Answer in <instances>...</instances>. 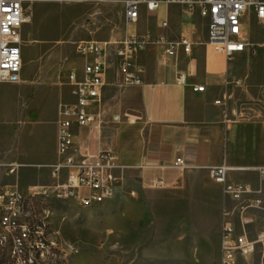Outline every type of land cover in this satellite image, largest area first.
I'll return each instance as SVG.
<instances>
[{
	"label": "crops",
	"instance_id": "1",
	"mask_svg": "<svg viewBox=\"0 0 264 264\" xmlns=\"http://www.w3.org/2000/svg\"><path fill=\"white\" fill-rule=\"evenodd\" d=\"M148 14L152 20L141 35L174 40L187 33L192 41L191 52L185 54L179 50L175 57L163 56L160 45L154 41L148 43L133 56L134 71L141 84H117L114 67L109 66L100 120L92 113L84 125H74L73 145L90 153L110 150L115 161L128 168L115 199L124 210L133 207L134 216L139 219L140 235L153 234L154 227L155 235H159V230L167 226L170 234L180 237L182 250H189L194 238L201 245V262L213 255L218 264L221 212L229 201L221 186L210 178L208 167L221 163L264 166V101L256 105L250 101L252 92L233 85L240 78L230 67L233 57L226 59L212 51L207 44L206 20L197 9L186 11L180 5L162 3ZM251 14L255 17L252 11ZM252 55L247 50L236 53L237 59L246 61ZM178 73L185 76L183 83L177 81ZM196 86H203V90H194ZM223 94L229 100L215 103ZM0 103L10 107L2 93ZM114 115L119 119L114 120ZM46 151L55 154V133L54 142ZM37 154L42 161L35 164L12 160L22 170L37 167L41 177L51 179L47 167L55 162L56 155L47 160ZM176 157H182L189 166L183 171H169L167 188L150 189L141 185V178L151 174L150 170L141 169V165L169 164ZM7 159L11 161L10 157ZM18 174L16 183L20 186ZM230 178L258 186L253 172L234 173ZM129 189L136 195L130 196ZM246 259V264H260L261 255L258 258L254 252Z\"/></svg>",
	"mask_w": 264,
	"mask_h": 264
},
{
	"label": "built area",
	"instance_id": "2",
	"mask_svg": "<svg viewBox=\"0 0 264 264\" xmlns=\"http://www.w3.org/2000/svg\"><path fill=\"white\" fill-rule=\"evenodd\" d=\"M34 1L92 2L105 0H0V82L16 83L22 67L20 29L28 20L25 3ZM177 4L186 11L197 9L206 20L207 44L213 52L230 59L234 54L255 46L243 33V16L252 11L257 19L264 20V0H125L124 19L135 22L140 6L154 12L160 4ZM165 26L166 22L163 21ZM162 47L161 55L176 56L181 50L189 54L192 41L187 33L174 40L164 37L152 39L149 34L125 37L118 41L85 40L75 44L82 57L81 71H70L67 79L72 88V99L61 103L55 121L56 160L47 168L51 182L30 184L25 188L5 179L16 176L21 165L14 161L0 160V254H5L7 264H67L69 255L75 254L72 246H64L59 231L52 221L53 209L44 208L43 197L51 193L63 196H80L83 201L115 196L121 188L127 167L115 161L110 150L94 153L73 145L74 125H84L95 113L100 120V105L107 69L114 67V78L119 85L141 84L134 71L133 56L148 43ZM264 46V43L262 44ZM185 76L178 73L177 81ZM241 85L240 80L234 82ZM194 90L201 91L203 86ZM229 100L226 94L215 101ZM114 120L119 116L114 115ZM100 124V121H99ZM189 165L182 157L169 164H144L141 169L151 174L141 178V185L150 189H164L170 185L169 171H183ZM253 172L258 186L248 181L231 179L230 175ZM210 178L221 186L228 199L221 212L218 264H246V257L259 247L264 264V166H233L225 163L208 167ZM135 196L133 189L128 190Z\"/></svg>",
	"mask_w": 264,
	"mask_h": 264
},
{
	"label": "rangeland",
	"instance_id": "3",
	"mask_svg": "<svg viewBox=\"0 0 264 264\" xmlns=\"http://www.w3.org/2000/svg\"><path fill=\"white\" fill-rule=\"evenodd\" d=\"M124 1L24 4L28 14V20L20 29V81H24L0 83V94L5 95L10 106L3 107L0 103V151H6L1 152L0 160L8 161L10 157L11 161L35 164L42 161L37 153L47 160L55 158L54 151L46 150L54 142L58 105L72 99L67 76L72 70L81 71L83 65L75 44L85 40L118 41L136 37L145 33L152 20L141 5L137 21L126 23ZM242 22L243 33L255 46L249 51L253 54L249 60L237 59L236 54L230 60L231 69L241 78L236 79L241 85H233L252 92L250 101L259 106L260 101H264V46L261 43L264 42V20L256 19L250 11ZM28 169L35 172L31 175ZM36 170L39 168H20L18 182L22 188L26 184L51 182ZM16 180V176H11L5 181L15 183ZM109 201L112 202L87 207L73 202L55 204L52 221L59 231L60 241L76 250L69 255L67 264H216L213 255L201 262V245L194 238L189 250H182L180 237L170 234L167 226L159 230V235H155V227L153 234L140 235L139 219L134 216L133 207L124 210L115 196ZM259 249L255 251L258 258Z\"/></svg>",
	"mask_w": 264,
	"mask_h": 264
},
{
	"label": "bare ground",
	"instance_id": "4",
	"mask_svg": "<svg viewBox=\"0 0 264 264\" xmlns=\"http://www.w3.org/2000/svg\"><path fill=\"white\" fill-rule=\"evenodd\" d=\"M111 198H112V196L97 198L92 203V201H83L82 202V200L80 199V196H63L59 193H51V197H43V206H44V208L53 209V211H54L55 210V204L58 201L73 202V203L77 204L78 206L87 207V206H91V205H95V204L98 205V204L104 203V202L110 200ZM0 264H7V263H5V254H0Z\"/></svg>",
	"mask_w": 264,
	"mask_h": 264
}]
</instances>
